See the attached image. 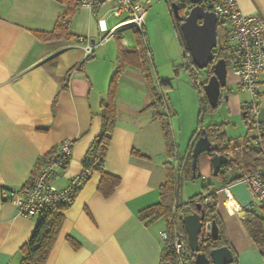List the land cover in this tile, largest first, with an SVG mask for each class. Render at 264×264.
<instances>
[{"label":"crops","instance_id":"crops-1","mask_svg":"<svg viewBox=\"0 0 264 264\" xmlns=\"http://www.w3.org/2000/svg\"><path fill=\"white\" fill-rule=\"evenodd\" d=\"M137 1L146 8L144 29L150 37L149 27L158 20L154 5L165 0ZM237 1L243 12L259 13L264 18V0ZM113 5L114 0H99L95 13L80 5L69 27L76 37L42 40L35 30H53L67 18L66 5L61 0H0V264H20V248L34 231L37 218L19 213L21 192L34 170L63 140L72 139L69 161L56 181L65 185L82 172L85 157L101 131L102 101L108 96L118 68V40L108 38L92 55H86L79 38L98 39L102 35L99 19H105L112 27L129 16L125 11L116 17L120 18L118 22L114 21ZM166 7L173 17L168 2ZM161 14L169 23V14ZM126 29L134 32V25L122 27L113 36L120 37L123 45L134 47L135 36L127 34ZM147 42L158 68L178 60L163 49L157 52L148 39ZM180 57L182 62V52ZM226 86L231 95L222 99L217 110L221 117L212 116L204 122H224L226 135L236 141L264 133V74L259 87L258 123L251 128L244 102L252 95L241 88L232 67H228ZM177 87L179 93L168 95L169 112L178 120L175 136L178 155L182 157L196 128L200 104L193 88L180 82ZM184 96L189 100L187 108ZM151 101L143 71L128 66L118 80L117 120L102 168L90 171L88 180L64 210L65 218L46 264H160L164 245L161 232L167 229V220L148 222L140 217V212L160 200L161 186L167 181L165 162L173 157L168 155L160 120L153 109L146 108ZM199 170L203 179L219 188L218 211L238 264H264L241 215L226 208L229 195L222 189L223 180L213 174L208 152L199 156ZM104 172L120 177L107 194L100 188ZM228 186L239 206L251 202L246 182L240 180ZM4 189L14 194L6 199L2 195ZM256 209L264 215L262 205ZM242 213L246 217V211Z\"/></svg>","mask_w":264,"mask_h":264},{"label":"trees","instance_id":"trees-1","mask_svg":"<svg viewBox=\"0 0 264 264\" xmlns=\"http://www.w3.org/2000/svg\"><path fill=\"white\" fill-rule=\"evenodd\" d=\"M61 2L66 5L67 18L62 22H58L53 30H35L34 33L38 38L42 40H53L62 37H76L70 33L69 27L71 18L75 14L76 9L81 5V0H61ZM167 2L169 7H171L173 0H167ZM180 14L179 17L173 15L175 31L182 49V62L180 66L185 69L190 77V83L196 88L200 104L197 125L190 138L187 152L182 157L178 155V144L171 123V115L169 112L170 102L167 91L168 88L173 87L172 81L171 79H162L157 75V64L147 42L146 30L144 27L134 26L133 30L136 39V45L134 47L123 45L119 39L120 37H118V68L111 79L108 96L102 101L103 123L101 131L85 157L83 169L90 168L92 170L93 168H102L107 147L111 139V133L117 120L118 107L116 97L119 77L128 66L141 69L144 73L146 84L152 94V101L146 108L153 109L154 115L160 120L166 140L167 152L173 159L165 162L167 181L161 186L160 200L142 209L140 217L148 220V222L162 217L166 218L167 229H177L187 241V251L181 258L183 264H195L196 253L190 249L187 231L183 222L184 214L190 211L201 212L203 210L205 212L204 225L200 236L201 251L208 252L210 249L222 245H228L232 248L223 220L218 211L219 200L217 191L219 188L217 185L212 182H204L203 191L191 196L186 202H183L180 198L182 182L185 179H193L192 151L196 141L201 136L207 135L212 143V149L209 152L210 155L226 154L229 156V161L223 165L221 171L216 176L218 180H223L224 186L242 180L246 174H256L264 178V133L260 131L256 137L246 135L240 141H236L226 135L224 122H211L207 124L204 122L205 114L218 110L222 99L231 95L230 89L226 85L223 86V93L220 96L219 103L216 107H213L204 90V84L214 73L213 65L216 60L225 58L228 67H232L236 64V53L231 46L226 45V40L220 43L218 38V46L214 49V61L206 68L200 69L193 60L191 51L180 27L182 20L187 15V11L183 8L180 10ZM81 65L80 63L76 67L79 68ZM180 66L179 64L175 66L176 73H179ZM198 76L204 77L202 84L197 83ZM245 117L247 120L249 117L247 113ZM249 126L250 128L254 127V124H249ZM57 149H54L44 161L57 152ZM197 169L199 170V166ZM119 181V176L104 172L100 188L104 193H110ZM206 198H208L207 201H205ZM71 202L57 204L42 210L39 218H37L31 237L20 248L23 254V259L20 264L47 263L49 253L56 242L65 218L64 210ZM198 205H201V207L198 208ZM261 205L262 209H264V204ZM169 218H171V222H168ZM214 220L217 222L219 228L217 239H213L211 236V226ZM243 226L264 258V215L256 208L246 210V218L243 219ZM69 239L73 244L78 246L76 240L71 237ZM235 259L238 264V256L236 253ZM167 260L171 264H178L179 260L173 248L171 238L164 241L161 251L160 262Z\"/></svg>","mask_w":264,"mask_h":264},{"label":"built area","instance_id":"built-area-1","mask_svg":"<svg viewBox=\"0 0 264 264\" xmlns=\"http://www.w3.org/2000/svg\"><path fill=\"white\" fill-rule=\"evenodd\" d=\"M203 2L208 9L215 12L218 24L224 26L226 45L235 50L236 64L232 66V69L239 78L241 88L252 95L250 100L244 102L245 111L249 116L247 123L257 124L259 87L264 74V18L259 13L243 12L237 0H203ZM98 3L99 0H81V6L87 7L94 13L98 8ZM125 11L129 12V16L112 27H108L105 19H99V29L102 35L98 39L79 38L86 55L92 54L99 45L115 35L122 27L129 25L144 27L146 8L143 3L137 0H114L113 15L120 17ZM196 81L202 84L204 77L198 76ZM73 144L72 139L63 140L57 152L34 170L21 192L22 199L19 202L21 215L39 218L43 209L71 202L88 180L90 168L83 169L79 174L72 176L65 185H59L56 182L60 177V171L65 168L71 155ZM242 180L248 184L251 192V202L245 207L234 202L228 185L223 186L222 189L229 195L228 202H225L226 208L230 212H238L242 219H245L243 211L264 204V178L256 174H246ZM13 194L14 192L6 189L2 191L6 199ZM207 200L208 198L205 199ZM168 222H171V218ZM161 237L164 241L172 239L173 248L179 257L178 264H183L181 258L188 247L184 236L177 229H165L161 232ZM160 264H171V262L161 261Z\"/></svg>","mask_w":264,"mask_h":264},{"label":"water","instance_id":"water-1","mask_svg":"<svg viewBox=\"0 0 264 264\" xmlns=\"http://www.w3.org/2000/svg\"><path fill=\"white\" fill-rule=\"evenodd\" d=\"M181 1V0H180ZM183 1V0H182ZM171 11L179 17L181 9H187V15L181 22V30L187 45L191 51L195 64L200 68H206L215 59L214 49L218 46V17L214 11L208 9L203 0H184L181 4L178 0L171 3ZM214 73L204 84V90L210 104L216 107L219 103L222 87L227 84L228 64L225 58L216 60L213 65ZM212 143L207 135L201 136L195 143L192 151L193 178L201 175L199 156L204 152H210ZM229 161L226 154L211 155L213 174L217 176L224 164ZM201 205H198L200 208ZM205 212L192 211L184 214L183 222L187 231L190 249L196 253L195 264H237L235 253L228 245L214 247L207 251H201V232L204 225ZM219 228L214 220L211 226V236L217 239Z\"/></svg>","mask_w":264,"mask_h":264},{"label":"rangeland","instance_id":"rangeland-1","mask_svg":"<svg viewBox=\"0 0 264 264\" xmlns=\"http://www.w3.org/2000/svg\"><path fill=\"white\" fill-rule=\"evenodd\" d=\"M166 5H167L166 0L164 3L159 2V3L154 5V11L156 12V15H157L156 17L158 20L155 21L153 26L150 25L151 28L149 27V33H148V35H150V37H148L146 35V38L150 42L149 44L151 45V47L152 48L154 47L157 50V52H159V50H158L159 48L163 49L164 51L168 52L171 56H173V57L175 56V58L177 56L178 60H175V62L160 64L159 68L157 65V70H158L157 75L161 76L162 78L166 77V79H168V78L171 79L173 87L168 88L167 94L171 95L172 97H174L175 94L179 93L178 92L179 89H176V88H179V87H177V82H180L181 85L187 86L188 89L193 88L197 93L196 88L194 86H192V84L190 83L189 75L187 74L185 69L180 66V64H181L180 54L182 52V49H181L180 43H179V41L176 37V34H175L174 24L172 25V23H171V21L173 20L172 14L169 11V9H167ZM162 12L166 15L169 14V16H168L169 17V19H168L169 23L164 21L163 17H165V16H162L163 15V14H161ZM111 16H112L113 20L116 22H118L120 19V18L114 17L113 14H111ZM125 31L127 34L131 35V37L135 36L132 29H126ZM224 33H225L224 26H222L220 24L219 28H218V38H219L220 43H223L225 40ZM110 38L112 41L118 40L114 36H111ZM178 64L180 66L179 67L180 69H179V73H176L175 66ZM184 97L185 98L183 100V103H184L185 107L187 108L188 104H189L188 103L189 100H188V97H186V96H184ZM169 102H171L170 98H169ZM214 112H217V110ZM214 112L206 113L204 116V121L206 120V122H208L210 117H212V116H214L216 118L221 117V115H219L220 114L219 112H217V113H214ZM171 117H172L171 118L172 127H175L174 133L178 132L179 125H178L177 117L175 116V114H173ZM197 117H198V113H197ZM244 134H245V132L243 133V135ZM204 182L209 183V181L203 179L201 176H198L196 178L189 179V180L185 179L182 182V186H181V190H180L181 200L183 202H186L187 200H189V198L191 196L203 191V183ZM187 210H189V209L187 208ZM162 218H164V217H162Z\"/></svg>","mask_w":264,"mask_h":264},{"label":"flooded vegetation","instance_id":"flooded-vegetation-1","mask_svg":"<svg viewBox=\"0 0 264 264\" xmlns=\"http://www.w3.org/2000/svg\"><path fill=\"white\" fill-rule=\"evenodd\" d=\"M178 2H180L181 4H183V3H184V0H183V1H182V0H181V1H180V0H178ZM185 10H187V9L185 8Z\"/></svg>","mask_w":264,"mask_h":264},{"label":"bare ground","instance_id":"bare-ground-1","mask_svg":"<svg viewBox=\"0 0 264 264\" xmlns=\"http://www.w3.org/2000/svg\"><path fill=\"white\" fill-rule=\"evenodd\" d=\"M229 202H231V201H229ZM230 204V203H229Z\"/></svg>","mask_w":264,"mask_h":264}]
</instances>
